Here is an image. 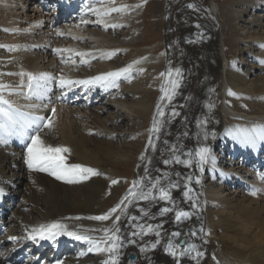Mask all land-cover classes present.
<instances>
[{"label":"bare ground","instance_id":"bare-ground-1","mask_svg":"<svg viewBox=\"0 0 264 264\" xmlns=\"http://www.w3.org/2000/svg\"><path fill=\"white\" fill-rule=\"evenodd\" d=\"M24 1L28 3L35 0H0V45L6 46L0 47V73L4 74L0 76V82L15 86L20 78L7 74L20 71L48 72L56 77L57 80L53 82L48 98L43 102L29 101L16 94H10L8 98L22 110L32 111L35 115L45 117L44 124L51 121V127L41 126L39 135L47 145L69 149L68 152L63 153L67 164L92 168L97 174H87L88 179L74 183L58 180L49 172L28 168L26 147L30 141L13 136L7 144H0V190H2L0 211L4 213L0 222L6 228L5 231H0V247L4 246L0 248V264H7L9 260L13 261L12 264H103L109 258L106 252L88 251L90 245L87 242L68 235H58L53 241L47 238L41 239L39 236L36 239L31 238L35 234L34 228L40 225L47 226L53 222L66 225V231L94 238L103 237V229L114 230L115 227H119L124 246L115 254L118 264H177V262L178 264H264V167H261L259 172L251 170L252 160L245 159L241 155L243 145L227 131L235 130L237 126L251 128L264 124V102L261 99L264 97V63L259 62L264 60V47H262L264 23L256 20L255 23L244 21L245 24H252L251 29L245 31L247 35L245 37L257 42L260 49H258L260 53L254 55L259 60L254 68L259 70L255 77L250 79L243 77L231 81L227 77L228 57L224 54L223 58L220 54L221 59L224 60L221 62L220 72L223 75L221 90L224 104L217 113L213 114L208 95V92L212 91L210 88L212 79L208 78L207 74L208 71L211 73L216 71L214 64L213 67L210 64L206 70V77L204 72L200 73L197 79L188 76L186 73L188 71L184 75L180 74L181 78L175 79L179 87L171 101L161 98L156 106L149 99L152 90L148 88L154 80L144 78L126 81L122 76L117 80L118 86L121 84L120 89L116 87L105 89L98 84H76L60 88L58 78L61 75L65 79L86 80L102 73L125 68L130 64L135 67L132 72L136 70L139 73L148 65L155 66L158 60L147 52H144L142 57L127 60L123 64L116 62L113 55L109 58L107 53H115V50H111V47L103 43L100 38L101 42H98V38L92 40L88 28L102 24L104 29L105 25H108L107 30L113 32L120 26L111 27V25L122 24L115 21L116 12L103 17V23L95 15L85 13L84 5L89 0H76L77 8L74 11L76 14H72L71 20L77 18L80 22L76 21L72 24L70 32L54 30V26L58 24V19L63 14L55 17L36 6H30L34 4L33 2H29V8L25 10ZM48 1L50 0H39L40 4ZM58 1L60 0L55 1L56 6L59 4ZM65 1L67 3L69 0ZM115 2L117 1L114 3L111 0L105 1L107 7H114ZM256 3L258 7L264 8V0H256ZM95 6L100 7L99 4ZM44 23H47L44 28L50 26V29L40 31V28H36ZM255 27L260 28L258 30ZM219 34L220 31L217 30L220 39ZM98 35L102 38L107 37L102 33ZM197 35L198 31H194L188 25L177 39L179 42H185L194 39ZM57 38L78 39L81 45L66 43L57 46ZM96 40L98 44L95 43ZM133 44L137 45L140 42L134 41ZM56 49L70 51L58 53ZM77 52L84 53V59L88 63L97 56L101 57L106 66L97 69L87 68L86 65L82 67L78 59L81 56L76 55ZM182 52L186 59L192 60L188 48ZM193 52L198 54V50ZM65 55L70 56L69 61ZM135 61L139 63H134ZM193 63L199 65L198 61L194 60ZM169 84L171 85V81ZM170 85L165 90L172 94ZM77 88L84 93L77 94L74 91ZM229 88L236 90L238 94H243L251 103L260 102L253 103V106L246 110L236 109L231 106L227 97ZM110 92L112 100L108 98ZM162 93L164 97V91ZM71 95L85 97L71 100ZM132 95L133 101L128 102V98ZM103 99L105 101L102 107L94 105ZM29 103H41V107L29 109L26 107ZM79 103L82 104L81 109L77 108ZM92 104L94 107L90 108ZM158 106L164 111L163 117L157 114ZM169 107L171 111L165 114ZM53 108L55 113L52 111ZM107 111H112L114 120L101 117V113ZM123 111H127L141 123L134 122V125L125 126L124 130H121L123 121L119 116ZM150 111L154 113L151 130L154 119L159 121L160 130L151 131L147 142H144L143 137L141 141L128 142L127 137L132 131L146 127L144 117ZM174 112L177 115H173ZM218 120L225 124L222 128H217ZM205 121L206 123H201ZM205 133L207 139H204ZM115 138L124 139V142L118 146L113 143ZM220 139L223 140L221 143H219ZM230 139L235 140L234 148L227 143ZM139 146L142 151L137 156ZM202 146L210 150L209 160L202 166L203 170L195 159L191 166L175 162L174 156L181 160L190 159L192 157L189 153L194 154ZM133 157L138 160L136 170L132 174L133 184L120 195L118 193L120 182L115 178L117 174L114 170L121 164L128 166L134 163L129 160ZM164 160L171 162L164 164ZM224 170L230 173L221 177L220 172ZM187 177H191V180ZM227 179H231L232 185L235 186L229 185V180L226 184L228 186L225 187L223 182ZM113 180L117 183L113 184ZM154 183L159 187L169 188L174 203L159 200L158 190L152 188ZM173 183L178 186L171 188L170 185ZM110 184L113 185V190L111 195L105 198V190ZM236 186L241 189H231ZM189 189H191L189 192L191 199L184 196V192ZM149 190L156 199L139 200L129 195L130 191L148 192ZM254 191L256 194L252 195ZM126 196L128 199L124 200ZM114 198H118L117 204L122 200L124 203L120 204L108 220L89 219V217L108 214L109 199ZM129 200L132 202L129 203ZM125 206L126 212L122 214L121 210L125 209ZM164 207L173 208V211L160 214V209ZM176 211L188 212L189 217L182 218L178 222L175 218ZM214 214L226 229V232L221 234L222 238L231 241L239 249V257L236 259L226 256L220 242L216 249H212L211 256L209 255L211 258L205 259L204 238L201 236L203 233L206 234V229L211 223L210 218ZM118 215L121 216L120 221L115 219ZM136 225H152L160 232V236L157 237L154 232L144 236H133V232H140V228ZM174 232H179L180 236L172 237L171 234ZM10 237L15 239H9ZM181 238L186 242L183 248L189 251L186 255L173 257L166 250L168 243L170 240L178 243ZM157 239L160 243L152 248V243ZM128 240H135L136 243H128ZM141 247L144 251H141ZM183 248L177 251H183ZM130 251L137 254L134 261L127 259ZM197 252L202 255L197 256Z\"/></svg>","mask_w":264,"mask_h":264},{"label":"rangeland","instance_id":"rangeland-1","mask_svg":"<svg viewBox=\"0 0 264 264\" xmlns=\"http://www.w3.org/2000/svg\"><path fill=\"white\" fill-rule=\"evenodd\" d=\"M35 1L31 2L34 3ZM114 1H117L115 2L114 7H119L121 5H140V7H132L125 12H116L115 15L113 14L114 19H116L115 21H119L122 24L118 29L113 30V32L110 30L108 31L107 27L103 29L104 26L102 24H99L97 27L88 28V31L92 35V40L95 41V39L98 38V42L102 41L111 47V50H115L114 58L119 64H123L127 60L140 58L144 52L150 53L152 57H155V59L158 60L155 66L148 65L143 71H139V73L132 72L133 74L131 73V76H128L129 79H127L128 77L126 78V81L141 78H144L145 80H154V83H151L148 86V88L152 90L149 99L154 106L157 105L163 96L162 88L166 89L169 87V81L181 78L180 76L184 75L186 71H188L186 72L188 76L194 79L199 78L198 75H200V73L202 74L203 72L206 77V70L210 67V64L211 66L214 64L216 71H213V74L208 71L209 74H207V77L212 79L210 87L212 91L211 93L208 92V95L213 114L218 112L219 108L223 104L224 99L222 94L223 92L221 90L223 75L220 73L221 61L224 60L221 59L219 51L220 42L217 35V24H219L220 34L222 35V50L225 52L224 54H226L228 59H230L229 62H231L232 59H236V57H238L234 61L235 64L233 66L229 67L228 65L229 68L227 69V77H229L231 81L239 80L243 77L250 79V77H255L259 71L254 69L259 61L256 57H254V55L260 53L259 45L251 38L245 37L247 36L245 31L251 29V23H255L256 21L264 23V8L258 7L256 0H212L216 3V5L214 4V7H212V9L214 8V11L216 10L215 18L212 16V11L209 8L210 0ZM29 2L26 3L24 1L23 7L25 10H28V6L30 4ZM37 4L38 3L35 2V4H31L30 6H37ZM76 21L77 19L75 22ZM244 21H249L251 23L245 24ZM75 22L71 24H74ZM100 25L103 26V28L100 27ZM188 25L193 28L194 31H198V35L192 40L179 42V39L177 38L185 30V28L188 27ZM44 27L45 24L44 26H37L36 28H40V31L49 29L48 26L47 28ZM59 27L63 28V30H70V27L64 26V22L62 21L60 22ZM259 28L260 27H255V29L258 30ZM54 29L57 30L56 28ZM98 33L105 34L107 37H99V35L97 36ZM99 38L101 41H99ZM57 40L59 41V44H61L60 39ZM64 40L69 44H80L79 40ZM134 41H139L140 44L135 45L133 44ZM98 42L96 40L95 43L98 44ZM185 48L190 50L192 60L198 61L200 66L195 65L192 60H189L190 58L186 59L182 55V51H184ZM195 50H198V54L193 52ZM87 65L94 68L96 67L95 69L101 66H106L105 62L102 61L101 58H98L94 61V63ZM176 69L180 70L181 75L178 76L176 74ZM161 73H164V75H161ZM169 73L171 74L169 75ZM119 86H121V84ZM123 89L124 88H122V90ZM170 90L172 91L171 85ZM229 90L236 94H228V99L231 106L236 109L246 110V108L253 106V103L258 104L260 102L252 101L251 103V101L244 95H238L236 90L230 88ZM127 101L132 102L133 95L128 98ZM262 101L264 102V99H262ZM97 104L94 105H96V107H102L103 101L99 103L100 105ZM94 105L91 107H94ZM77 108L81 109L79 106H77ZM167 111L170 112L171 108H167L165 114H168ZM256 112L261 113V111ZM101 117L106 120H114V114L112 111L101 113ZM119 117L123 121L121 130H124L125 126L134 125V122L141 123V121L137 120L134 116H130L127 111L121 112ZM153 117L154 113L152 111H150L148 115H145L144 119L146 122V127H143L142 130L138 129L132 131L130 136L127 137V139H129L128 142L141 141V137L144 138V142H147L150 138ZM223 126V122H219L218 120L217 128H222ZM123 142L124 139H113V143L118 146H120ZM141 151L142 150L139 146V150L136 153L137 156L141 154ZM129 160L134 163L128 166L121 164V166L114 170L117 174L115 178H117L118 182H120V190L118 192L120 195H122L133 184L134 179L132 174L136 170L138 160H135V157L131 159L129 158ZM125 173L127 175H123ZM227 183L228 182H223V185L226 187L228 186L226 185ZM231 189L236 190L241 188L236 186ZM112 190L113 185L110 184L105 190L104 197L106 198L111 195L110 193ZM117 200L118 198H114L112 200L109 199V209H112L118 205ZM210 222V226L206 229V234L203 233L201 236L204 238L206 253L205 259L209 260L211 258V251L212 249H216L218 247L219 242L222 244L226 256L232 259L239 257V249L231 241L222 238L221 234L226 232V229L222 223H219V218L216 214L210 218Z\"/></svg>","mask_w":264,"mask_h":264},{"label":"snow or ice","instance_id":"snow-or-ice-1","mask_svg":"<svg viewBox=\"0 0 264 264\" xmlns=\"http://www.w3.org/2000/svg\"><path fill=\"white\" fill-rule=\"evenodd\" d=\"M114 3V0H111ZM99 4L100 7H96L95 5ZM132 7H140V5H121L119 7H107L105 0H89L88 3L84 5V12L91 13L99 18V21L103 23V17L110 15L112 12H125ZM121 25H111V27H118ZM108 27V25H105ZM5 31H9L5 29ZM59 35H63V33H58ZM0 47H6L5 45H0ZM264 47V45H262ZM56 51H70V50H61L56 49ZM76 55L83 56L84 53H76ZM114 53H107V56L110 58ZM87 62V61H82ZM260 63H264V60L259 61ZM134 63H139V61H135ZM133 69V65L130 64L125 68L118 69L116 71L102 73L100 75L90 77L86 80H71L65 79L63 75L59 76L58 78V86L60 88H67L76 84L79 85H100L107 88H115L118 87L117 80L120 77L127 78L128 75L131 73ZM142 71V69H141ZM176 74L180 75V70H175ZM171 73H169L170 75ZM4 75L0 73V76ZM7 75H16L18 76L19 83L15 86L0 82V144H7L9 139L13 136L20 138L22 140L30 141L27 143V166L29 169L49 172L51 175L55 176L58 180H63L68 183H74L79 180H86L88 179L87 174L96 175V171L92 168H85L79 164H67L65 162L66 157L63 153L69 151V149L57 146L53 147L51 145L45 144V142L41 139L39 132L41 126L51 127V121L49 120L47 124H44L45 117L35 115L32 111H24L21 107L16 106L9 98L8 95L16 94L23 96L26 100L29 101H39L43 102L48 98L49 93L52 90V84L56 77L48 72H39V73H32L27 71H20L18 73H8ZM164 75V73H161ZM179 87V83L175 80L171 81V88L172 94H169L168 91L162 88L164 91V97L167 98L169 101L173 98L175 94V89ZM230 95H236L235 93L229 90ZM264 99V97H261ZM47 107V105H43ZM29 109H38L41 107V103H29L26 105ZM53 113H55V108L52 109ZM157 114L161 117L164 116V111L160 106H158ZM173 115H177V113H173ZM201 123H206L201 122ZM160 130L159 121L154 119L152 132H158ZM230 135H232L235 139H237L241 144L245 146H251L253 148L256 147L258 142H264V124H258L251 128L247 127H240L237 126L235 130L229 129L227 130ZM35 133L34 135L31 133ZM215 136V133H213ZM204 139H207V133L204 135ZM151 143V141H150ZM209 148L207 147H199L195 153H189V156L192 157L187 160H181L179 157L174 156V160L177 163H184L188 166H191L193 163V159L196 160L198 166H200L201 170H203V165L209 160ZM164 164H169L171 161L164 160ZM147 171V169H145ZM143 179V178H142ZM188 180H191V177H187ZM197 182H199L197 180ZM113 184H116L117 181L113 180ZM135 186V184H134ZM177 184H171V188L177 187ZM152 188H156L159 192L158 199L161 201H168L172 202V197L169 188L166 187H159L157 184H152ZM189 191L184 192V196L191 199L189 196ZM0 194H2V190H0ZM255 191L252 195H255ZM134 199L139 200H151L156 199L152 196L151 190L148 192H129ZM128 197L126 196L124 200H127ZM124 200L120 201V204L124 203ZM129 203L132 201L129 200ZM118 204L116 207H113L109 210L108 214L101 215V216H93L89 217V219L104 221L108 220L112 213L117 211V208L120 207ZM194 206V205H193ZM122 214L126 212L125 209H122ZM173 211V208L164 207L160 209V214L168 213ZM189 213L184 211H176L175 218L179 222L182 218H188ZM116 221H120L121 216H116ZM134 219V218H133ZM136 227L140 228V232H133V236H144L147 235L149 232H154L157 237L160 236V232L156 231V229L152 225H136ZM159 227V226H157ZM120 228L115 227L113 229H103L104 236L100 238H94L89 235H81L77 234L76 232H69L66 231V225L61 224L60 222H53L47 226L40 225L37 228L33 229L34 235L31 236L32 239H36L39 236L41 239H54L56 236L64 234L73 237L76 240L87 242L90 247L88 251H96V252H106L109 254V258L103 262V264H118L117 256L115 255L118 250L124 246L123 238L120 234ZM172 237H179V232H174L171 234ZM195 235V233H192ZM9 239H15V237H10ZM128 243H136L135 240H128ZM160 243V240L157 239L154 243H152L151 247L155 248ZM186 242L180 243H173L171 240L168 243L167 251L173 256H182L186 255L189 249L183 248ZM183 248V251L178 252L177 249ZM141 251H144V248L141 247ZM84 253L82 252L81 255ZM202 253L197 252V256H201ZM195 259V257H193ZM178 264V262H177Z\"/></svg>","mask_w":264,"mask_h":264},{"label":"water","instance_id":"water-1","mask_svg":"<svg viewBox=\"0 0 264 264\" xmlns=\"http://www.w3.org/2000/svg\"><path fill=\"white\" fill-rule=\"evenodd\" d=\"M180 242H182V240L180 241ZM136 256H135V254H133L132 252L129 254V259H134Z\"/></svg>","mask_w":264,"mask_h":264}]
</instances>
